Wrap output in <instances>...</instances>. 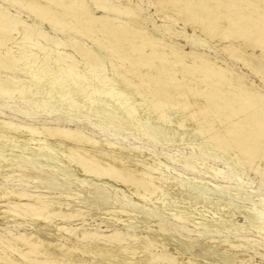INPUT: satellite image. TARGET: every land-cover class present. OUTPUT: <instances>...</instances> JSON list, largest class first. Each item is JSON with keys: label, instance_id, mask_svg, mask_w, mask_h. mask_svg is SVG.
Segmentation results:
<instances>
[{"label": "bare ground", "instance_id": "obj_1", "mask_svg": "<svg viewBox=\"0 0 264 264\" xmlns=\"http://www.w3.org/2000/svg\"><path fill=\"white\" fill-rule=\"evenodd\" d=\"M0 1L8 2V0ZM42 1L44 3L40 6L42 7L41 11H37V6ZM154 1L156 2L154 4L155 13L163 12L169 8L177 16V19L180 18L183 21L179 31L172 29L169 25H160L161 31L166 33L168 39L150 33L144 19L136 10V6L130 1L126 5L120 6L116 0H34L32 8L31 6L29 8L33 9L40 19L45 18L44 21H48L49 29L53 27L58 33L68 32L83 36L89 41L85 40L87 43L97 44L109 55L117 56L118 60L127 65L124 66L136 76L142 85L146 84L153 88V95L148 93L149 99L152 100L149 103H134L132 98L129 99L134 103L135 109L141 113V116L147 117L149 115L150 119L147 118L148 121L145 122L150 121L158 127L154 130L155 127L152 126L153 131L150 129V135L153 134L155 138L163 139V143H166L169 138H174L181 144L191 142L193 144L194 141L199 144L202 151L208 150L201 143L203 140L197 129L196 121H190L182 115L185 109L189 107L194 114L199 115L200 126L206 131V138L210 142L213 144L220 142V145L224 144L225 147L230 145L236 156L246 159L244 163H247L248 160L251 162L254 160L257 165L264 163V119L261 118L264 117V0ZM6 5L9 4L6 3ZM25 5L27 6V4ZM61 9L70 15L69 22L59 16L60 13L58 14V12ZM4 10L6 9L0 5V19L5 15L7 16ZM240 12L245 13V16L239 18L237 13ZM52 13H56V15H52ZM12 17L9 18L10 20L5 27L19 30L21 35L19 38L13 37L12 34L5 35V45L0 46V67L9 69V71L12 70L11 72L22 67L19 58L20 64L13 61L12 55L19 53L20 55L17 56L21 57V54L27 51V43L25 42L30 41L31 38L35 39L34 42L41 43L42 46L43 42H46L44 36L46 33H43L36 23L32 24L30 20V23H21V20H18L19 17L17 18L18 21ZM5 19L7 18L5 17ZM40 19L36 20L39 21ZM174 19H170V22H174ZM188 26L192 30L191 35L185 31ZM196 32L199 34L196 35ZM170 38L191 43L190 51L185 52L181 45H172L168 42ZM204 39L209 40L229 58H234L235 61L240 62L259 84L255 85L247 76L234 72L231 68L233 66L228 67L225 62H217L208 57L209 55L199 52L197 48L203 46ZM54 41L55 46L57 43H64L63 39L59 38H55ZM65 42V45L70 44V53L67 54L66 50L65 53L68 56L59 57L55 62L54 74H63L65 65L74 62L78 56L85 59L87 63H92V66L96 65L98 54L92 51L93 48L89 44L79 42L78 39L72 37L67 38ZM64 44L63 46H65ZM46 46L45 51L48 49ZM12 47L15 50H12ZM50 48L52 47L50 46ZM33 53L34 51L30 52V55ZM43 54L46 55L45 52ZM28 56L26 55V57ZM46 56L48 57V55ZM14 57L17 60L15 55ZM80 58L77 59L81 61ZM22 59L25 60L26 58L22 57ZM101 59L99 60L101 61ZM43 60L42 62H44ZM15 62L20 67L16 68ZM42 62H35L29 72H24L21 75V79L14 78L12 80V75V78L9 76L2 77L5 73L0 76V92L3 95L8 94L6 97H2L4 104L14 111L16 105L12 102H25V105L28 104L26 107L36 115L53 116L57 114V116L80 118L88 123L93 122L94 118L97 124L107 122L109 116L112 115V109H101L103 108L102 104L104 105L106 101L115 104L108 93L105 92L102 97L100 96L103 100H99L101 102L97 104L87 99L84 100L85 97L79 98L80 89L75 86L73 77L63 74L65 78L62 79L59 76L45 79L44 75L47 70ZM74 68V74H77V69L75 66ZM1 70L3 71V69ZM23 70L21 73L19 70L16 73L22 74ZM82 71L84 72V70ZM89 74L88 76L91 77ZM128 75L131 76L130 73ZM117 76L121 75L117 74ZM67 81H70L69 86ZM115 83L117 82L113 84L115 85ZM53 84L56 85H54L56 89H54L53 98L50 97L49 101L46 96L50 95L48 93L46 95L42 91L45 89L49 91L47 88ZM37 88L43 89L40 92L45 95L44 99H42L43 95H38L40 93L36 91ZM136 88L138 87L136 86ZM89 90L91 89L89 88ZM102 90L105 91L103 88ZM120 90L119 93L123 92L124 89ZM134 91L133 89L132 92ZM62 95L66 96L65 99H62ZM135 95L137 96V94ZM124 98L130 97L125 96ZM132 102L129 103L133 105ZM117 108L119 109V106ZM55 109H57L56 112ZM113 109L116 110L115 106ZM115 110H113V114H115ZM119 114L121 115L119 119L125 116L123 111L122 114ZM138 116L136 117L137 121L139 120ZM185 116L187 115L185 114ZM133 118L129 119L128 123L125 122L126 128L124 129L128 128L127 125ZM189 118L191 117L189 116ZM141 119L140 122L144 121ZM22 120L20 123L14 124L12 121L6 120L5 117L0 118V143H2L0 145V178L3 180V183H0V264H240L243 262L245 251L249 249L260 258L259 262L250 264H263L264 212L257 210V206L259 202L264 203V195L259 194V192H255L254 195L262 196L260 199L254 195L250 199H245L248 197L247 193L241 192L243 200H249L248 206L234 205L233 216L235 219L224 228H220V222H218L219 227L215 224L216 221L213 223L215 226L211 223L213 225L210 226L211 229L213 227H216L215 230L220 228L218 231L216 230L218 233L215 236H207L201 232L188 229L183 224L181 217L177 216L179 214L170 218L171 225L161 221H152L145 216L143 211L99 203L94 196L89 194L83 197L79 192L73 191L71 187L78 190L84 186L100 188L106 184L110 185L108 179L115 180L118 178L125 185H133L134 188H132L135 193L145 187L140 185L141 182H138L145 181L146 184L148 183V187L151 184L153 188V190L148 189L155 193L168 197L178 196L191 199L197 198L199 196L197 193L206 194L210 190L214 192V189H218L220 186L214 185L211 181H219L224 178L213 168L208 169L197 165L195 168V165L192 166V164L183 166L182 159L178 158L175 165L186 172L193 173L195 177L186 179L174 167H170L172 172H168L167 165L162 163V168L158 170L157 177L149 180L146 178V167L140 168L133 161V157L127 155L132 152L128 151L127 146H118L110 140L69 125L52 124V131L40 133L36 127L29 125L31 121L28 120H32V118H22ZM121 120L120 123L122 124L124 121L121 122ZM124 120H127V117ZM110 121L113 120L110 119ZM137 121L133 122L137 123ZM214 121L218 122V128L212 127ZM120 123L113 121L112 128L121 130L123 125ZM137 125L139 124L137 123ZM14 127L17 128L18 133L15 135L8 134L7 129H14ZM133 127L135 128V126ZM138 129L140 128L138 127ZM146 129L148 130V128ZM3 131L5 133L1 134ZM13 131L15 132V129ZM27 139H31L33 142L39 139H45L46 142L48 140L53 141L57 143L58 148L69 151L76 159L73 158L74 156L72 158L66 156V158H57L59 155L55 153L54 155L57 156L53 158L39 155L42 150L40 152L38 150L39 154H37L27 149L13 158L7 157L13 142H25L24 140ZM42 146L40 144V147ZM31 147L34 148V145ZM53 151H50L51 154ZM14 152H17V148ZM231 154L233 155V153ZM146 159L148 160V158ZM74 163L76 166L77 164L83 166V169L89 166L90 170H75L74 168L70 171L67 170V167L74 165ZM38 164L43 166L39 168L37 167ZM260 166L264 168V165ZM40 169L45 170L46 175L39 173ZM87 172L89 175L93 174L95 177L98 175L100 178L94 177L95 179L87 181L84 178ZM261 174L264 175V169ZM184 180L190 186L186 189H180L178 184ZM9 182L13 185H9ZM19 186L23 188H19ZM239 190L238 187L233 189L236 193ZM71 199H75L76 202L73 204ZM213 201L222 202L215 199ZM65 213H69V219L66 222H60L59 219H56V215L60 216ZM14 218L19 219H17L18 226L21 228L16 233H12L14 231L12 225ZM229 219L231 220V218ZM241 220H245V222H240ZM52 222H55L54 225ZM185 222L188 223V221ZM253 222L256 223L253 225L251 224ZM123 223H127L129 227L125 228ZM173 224L177 225L178 230L171 228ZM195 225L197 224L195 223ZM124 229H127L128 232L136 229L139 234L129 237L123 232ZM220 234L222 235L220 236ZM196 248L200 252L196 251Z\"/></svg>", "mask_w": 264, "mask_h": 264}, {"label": "rangeland", "instance_id": "obj_2", "mask_svg": "<svg viewBox=\"0 0 264 264\" xmlns=\"http://www.w3.org/2000/svg\"><path fill=\"white\" fill-rule=\"evenodd\" d=\"M33 1L32 0H28V1L27 0H8V2H2V1H0V5L4 9H6L7 12L9 13L8 14L6 12V10H4L5 11V14H7V16L5 15V17L7 19H5V17H3V18L0 19V31H2V32H0V46L1 45H5L4 44V40H5V35H7V34H12V36L15 37V38H19L20 37L21 33H19L20 32L19 30H17V29H8L7 27H5L6 23H8V21L10 20L9 18L12 17V16H13L12 18H15L16 17V14H18L17 15V18L19 17L18 20L20 19L21 20V23H30V22L32 24H35L36 23V25L38 26V28L40 27V29L43 31V33H46L47 34V35L44 34V36H45V38L47 40L45 39L46 42H43V46L44 45L45 46L47 45L46 46L48 48V49H46L47 52L45 51V46L43 47L41 43H36V41L34 42L35 39L34 38H31L30 41L25 42V43H27L26 44L27 51L26 50H24V51H26L28 54L26 52H24V53L21 54L22 56L20 57V56H17V55H20L19 53H15L14 55L17 57V60L14 57V55H12L13 56L12 57L13 61H17L18 64H20L22 62V64H20V66H22V67L17 66V63L16 62H15L16 64H14L16 66V68L20 67L21 70L24 69L22 71V74H20L21 73L20 68H18V70H19L20 73L17 74L16 71H18V70H16V71L14 70L13 72H11L12 70L9 71V69L6 70V68L4 69V68H1L0 67V76L3 73H5V74L2 75V77H4V76H9L10 78L13 77L12 80H14V78L21 79L20 78L21 75H23L24 72H29V70L32 69L33 64L35 62L41 63L42 60L44 59L43 60L44 62H42V64L46 67V70H47V73H45V75H44V78L45 79L56 78L58 76H59L60 79H62L63 77L65 78V76L73 77V82L75 83V86L80 89V92L78 93L79 94L78 96H80L79 98H84L85 97L84 100L87 99V100H90V102L92 101V102H94V103L97 104V103H100L101 102L99 100H103V98H101V97L106 92L111 97L110 99H113V101H114L115 104H112V103L107 102V101L104 103V105L102 104V107L103 108H101V109H110V110L112 109L111 110L112 115L109 116L107 122H103V123L106 124L105 125V124H97V123H95L96 122L95 121V118H94L93 122L88 123V122H86V121H84L83 119H80V118H71V117L57 116V114L56 115H53V116L52 115L51 116H44V115H38V114L36 115V113L34 114L33 111H31L30 109H28L26 107V106H28V104L25 105V102L24 103L23 102H16V101L12 102L13 104L16 105L15 106L16 109L13 111V110H11L8 107V105L4 104V102H3V98L2 97H4V96L6 97L8 94L7 95H3V93L0 92V116H1L0 118L1 119H2V117H5L6 120H10L14 124H18L21 121H23L22 118H32V120H28V121H31V123L29 125H31L33 127H36L37 128V131L40 132V133H46V131L47 132L48 131H52V124H54V125H69V126H75V127L80 128V129L86 130V131L90 132L91 134H93L95 136H99L101 138H105L107 140H110V141L116 143V145H118V146H127L128 147V151H132V152H130V154L127 152L128 153L127 155L133 157V161L135 163H137L140 168L146 167V172H147L146 178H148L149 180H150V178L157 177L158 170H160L162 168V166H161L162 163H164V164L167 165V171L168 172H172L169 168L170 167H174L181 174H183L185 176L184 178H186V179L195 177V175L193 173L186 172L182 168H179L178 166L175 165L176 164V160L178 158L179 159H182L183 166H185V165L186 166H190L192 164V166L195 165L194 166L195 168H197L196 165L198 167H204V168H208V169L213 168V169H216V171L219 173V175L221 174L220 175L221 177L224 178V179H220L219 181H211L214 185L220 186V187H218V189H214V192L216 194L213 192V190H210L206 194L205 193L204 194L197 193V195H199V196L197 198L195 197V198H191V199H186V198L178 197V196H174V197L169 196L168 197V196L162 195V194L157 193V192L155 193V192L152 191L153 188H152L151 184H149L150 186L148 187L147 186L148 183L146 184L145 181L144 182L143 181H139L138 182V183L141 182L140 185L141 186L143 185L145 187L142 188V190L139 191L138 193H135V191L133 189L134 188L133 185H129V184L128 185H125V184H123L120 181V179L118 180V178L115 179V180L114 179L113 180L108 179V182L110 183V185H107L106 184V185L101 186L100 188H97V187H94V186L91 187V188H89V187L84 186L81 190H78L75 187H71V189L73 191L79 192L80 195H82L83 197H86L87 195L90 194V195L94 196L95 198H97V200L99 201V203L101 202V203H104V204H108L109 206L125 207V208H129L131 210L143 211L145 213V216L148 219H150L152 221H154V220L155 221H161L162 223H165L167 225H171V219H170L171 217H173V216L175 217L176 214H179L177 216L178 217H181L183 224L186 225L188 229L193 230V231L201 232V233H203V234H205L207 236H215V235H217V233H218L217 231L220 228H224L231 221H233V219H235L234 216H233L234 215V205H236V206H242V205L248 206L249 200H243V197L241 195V192H246L247 193L248 197L245 198V199H248V198L250 199L252 197V195L255 194V192H259V194L264 195V175L261 174V171L264 168H263V166H260V165H264V163H259L257 165V163L254 160H252V162H251V160H248L247 161L248 164L247 163H244L246 159H244V157L239 158L241 156H236V154H234V151L232 150V148H231L230 145L229 146L226 145V147H225L224 144L220 145V142H218L217 144L216 143L213 144L212 142H210V140H208V138H206V131L204 130V128L202 126H200V123H199V115L198 114H194L189 107H187L185 109V111L183 112L184 114H182V115L185 118H187L188 120H190V121H194V122L196 121L197 129H198V131L201 134L202 140L205 142L204 143L203 141H201V143L206 148H208V150L205 149V150L202 151L200 149L199 144L197 142H194V141H193V144H192V142L189 143V144H184V143L181 144L179 141L177 142V140H175L174 138L173 139L172 138H169V140H167L166 143H163V141H164L163 139H160V138L158 139L157 137H156L157 138L156 139L153 136V134L150 135L151 134L150 132L153 131L152 126L155 127L154 130H156V128H158V127L155 126L156 124H153L150 121L149 122H145V121H148L147 118L150 119L149 115L148 116L146 115L147 117L141 116V113L135 109L134 103L135 102L136 103L138 102V103L141 104V103H149L150 101H152L151 99H149L150 98L149 96L150 95H153V93H154L153 88L151 86H147L146 84H143L142 85V83H140V81L138 79H136V76H134L131 72H129L128 68L125 67L127 65L125 63L120 62V60H118V57L117 56H115V55L113 56L111 54L109 55L107 51H106L107 52L106 53L104 51V49L101 46L99 47V45H97V44L87 43L86 41H88V40L86 38H84L83 36H78V35L72 34V33L70 34L68 32L67 33H58L56 30H54L53 27H52L53 29L51 28L52 29V32H51V29H49L50 26L47 24L48 21H46V20L44 21L45 18H43V19L41 18L40 19V17L36 16V13H34L33 9H31L32 8V2ZM109 1H112V0H109ZM128 1H130L134 6H136V10L140 14V17L142 19H144V21L146 23V27H147V29H148V31L150 33H155L157 35L164 36L166 39H168V36L166 35V33L161 31V26L160 25H162V26L169 25L172 29H175L177 31H179L182 28V24H183L182 19H180V18L177 19V16L169 8H166L163 12H158L159 14L158 13H155L154 4H156V2L154 0H116V2H118V4H120V6L126 5L128 3ZM152 1H153V5H152ZM150 2H151V4H150ZM6 3L9 4V5H6ZM42 3H44V2L43 1L42 2H39L40 5L38 4L39 6H37V11H41L40 9L42 7H40V6H42ZM24 4H27V6L26 5L24 6ZM28 4H31V5H28ZM10 6L13 7V8H11ZM17 6H18V8H17ZM20 6H21V8L23 7L22 9L25 10V11H23L20 8ZM30 6H31V8H29ZM24 7L27 8V9H25ZM92 7H93V9H95L93 5H92ZM15 10H16V12H19L20 14L19 13H16ZM29 12H30V14H29ZM59 13H60L59 16L63 17V19L65 18L64 20L66 22H69V20H70V15L69 14H66L63 9H61L60 12H58V14ZM10 14H11V16H9ZM166 14H169V15H166ZM237 14H238L239 18L245 16V13H243V12H240V13H237ZM52 15H56V13H52ZM158 15H159V17H158ZM17 18H15V19L17 20ZM174 18H176V19H174ZM15 19H12V20H15ZM25 19H27V20H25ZM36 19L37 20L40 19V20L37 21ZM170 19H174L175 21L171 23L170 22L171 21ZM23 20H24V22H23ZM29 20H30V22H29ZM151 25H152V27H151ZM3 29H5V30H3ZM185 31L189 35L192 34V30H191V28L189 26L186 27ZM198 34L199 33L196 32V35H198ZM58 36H60V37H58ZM1 37H3V38H1ZM48 37H50V39H48ZM54 37L55 38H59L61 40L63 39V41H64L65 44H66L65 41L69 37H72V38H74L76 40L78 39L79 42H83V43L89 44V46L93 48L92 51H94V53L96 52V54H98L97 55V60H96V65H95L96 67L95 66H92L93 65L92 63L89 64V63H87L85 61V59H83L82 57L80 58L78 56L77 58L78 59L80 58L81 61H79L77 58H75L74 62H70V63H73L72 65L70 63H67L65 65V68H64L65 71H63V74H65V76H63V74H60V75L59 74H54L55 72L53 70L55 68V66H54L55 65V62L59 59V57L60 58H63L67 54L70 53V51H69L70 50V47H69L70 44L68 43L67 45H65L64 43H57L56 46H55V41H54L55 38ZM168 42L172 43V45H181L182 48H183V50L185 52L190 51V48L192 47V44L189 43V42L176 41L175 39H171V38L168 40ZM63 44L65 46H63ZM49 45L52 48H50ZM202 45L203 46H198V48H197L199 52L204 53L205 55H209L208 57H210L212 59H215L217 62H221V63L222 62L223 63L225 62V64L228 67L233 66L231 68L234 70V72L239 73L242 76H247V78L250 79V80H252L255 85H258L259 84V82L256 81V79H254L253 76L249 72H247V70H245V68H243V65L240 62L235 61L234 58L233 59L232 58H229L227 55H225L224 52L219 51V49L216 48L213 44H211L209 42V40L204 39ZM54 46H55V48H54ZM33 47H35V48L33 49ZM50 49H52L53 51L52 50L49 51ZM12 50H15V49H13V47H12ZM66 50H67V52H66ZM32 51H34V53L30 55V52H32ZM41 51H42V53H40ZM48 51H49L50 54L48 53ZM35 52H36V54H35ZM44 52L46 53V55H48V57L46 55L44 56V54H43ZM146 52H147V50H146ZM37 53H39L41 56L39 57V54H37ZM26 55L27 56L29 55V56L26 57ZM22 57H25L26 59L24 60V59H22ZM14 58H15V60H14ZM18 58L21 61L20 63H19ZM34 59H35V61H34ZM46 59L48 60V64H47V60ZM99 59H101L102 62ZM24 63H25L26 66L24 65ZM50 63H52V64H50ZM76 63H78V64H76ZM69 64H70V66H69ZM85 64L88 67H85L86 66ZM79 65H81V66H79ZM97 65H98V67H97ZM74 66L77 69V74H74V71H75V70H73ZM82 66H83V68H82ZM122 66H123V68H121ZM49 67H50V69H49ZM80 68H81V70H80ZM1 69H3V71ZM78 70H79V72H78ZM82 70H84V72ZM68 71H70V72L68 73ZM8 72L11 73V74L9 75ZM119 72H121V73H119ZM128 72L131 74V76L128 75L129 74ZM88 74L91 77H89ZM117 74L118 75L120 74L121 76H117ZM11 75H12V77H11ZM18 75H19V77H18ZM106 76H108L109 78L106 77ZM91 80H93V81H91ZM112 81L117 82V83H115V85H114L113 84L114 82L112 83ZM69 82L67 81V85L69 84ZM126 83H128V84H126ZM97 84H98L99 87L97 86ZM116 84H118V85H116ZM119 84H120V86H119ZM54 85L55 84L49 86L51 88L53 86V89H51L49 87L47 88V90L51 91L50 93H49V91H46V89L44 91H42L43 89L41 90L40 88H37L36 91L40 93L38 95H43L42 96V99H44V97H45L44 94L47 95V93H48V95H50V96H46V98L50 101V97H51V99L53 98V92H54V89H56L54 87ZM115 86H116V88H115ZM136 86L138 88H136ZM100 87H102L103 89H105V91L102 90V88L100 89ZM120 87H121V90H120ZM147 87H148V89H147ZM149 87H150V89H149ZM65 88H68V87H65ZM89 88L91 90H89ZM117 88H119L120 91H122V89H124V90H123V92H120L119 93V90H117ZM133 89L135 90L134 92H132ZM40 91H42L44 94L41 93ZM130 92H131V94H129ZM145 93H146V95H145ZM148 93H150V95ZM122 94H123V96H121ZM124 94H125L126 97L128 96L130 98H124L125 97ZM135 94H137L138 97ZM65 97L66 96L64 95L62 97V99H65ZM131 98H132V101L134 103L132 101H130ZM47 99H45V100H46L47 103H49V101ZM148 99H149V101H148ZM128 100H129L130 103L132 102L133 105L130 104L128 102ZM106 104H107V106H105ZM114 106H115L116 110L113 109ZM118 106H119V109L123 111V113H124L123 115H125V116H122V118L120 117V119H122L121 122L124 121V122H122V124L120 123V119H119V116H121L119 113L122 114V111H120L117 108ZM17 108H18V110H17ZM46 108L48 109V107H46ZM27 110H28V112H27ZM49 110H51V109L49 108ZM56 110L57 109H55L54 111L56 112ZM113 110H115V112H114L115 114H113ZM21 111H23V112H21ZM29 111H31L32 113L29 112ZM17 113H18V115H17ZM185 114L188 117L185 116ZM115 115L118 116V119H117V116H115ZM19 116H21L22 118L19 117ZM137 116L139 118L138 121H137V118H136ZM189 116L191 118H189ZM123 117H125V118H123ZM126 117H127V120H124V119H126ZM114 118H115V120H114ZM132 118H133V120L132 121L130 120V122L137 121V123L139 125H137V123H135V122H133L131 124L129 122V124L127 125L128 128L127 129H124V128H126V126H125L126 123L125 122L127 121V123H128L129 119H132ZM261 118L264 119V117H261ZM17 119H18V121H17ZM19 119H20V121H19ZM110 119L113 120V121H118L121 125H123L122 126L123 128L121 127V130H116V129L112 128L114 124H113V121L112 122L110 121ZM140 119H141V121L142 120H144V121L140 122ZM191 119H193V120H191ZM216 122L217 121H214L212 127L218 128L219 124H218V122L217 123ZM132 124H133V126H135V128L132 126ZM145 125H146V127H145ZM147 125H148V127H147ZM150 126H151V128H150ZM138 127L141 130L138 129ZM146 128H148V130ZM14 129H15V132L13 131ZM14 129H7V133L8 134H11V135L17 134L18 133L17 128L14 127ZM137 129L139 130V133H138V130ZM150 129H152V130L150 131ZM44 130H45V132H42ZM124 130H126V131H124ZM129 130H130V132H129ZM143 131L144 132L147 131V133H144ZM4 133H5V131L1 132V134H4ZM24 141L25 142H23V141L22 142L21 141H15V142H13L11 144V148H10L9 153L7 154V157L8 158H13L15 155H19L20 153H23L25 151V149H27L29 151H32V152H35L37 154H39V152L42 150L41 154H39V155L51 156L53 158H56L57 155H59V157L57 156V158H66V157L67 158L68 157L69 158H72L74 156L69 151H63L62 148L61 149L58 148L59 146L57 145V143H55L53 141H50V140L47 141L48 143L46 142L45 139H39V140H36L34 142L31 139H27V140H24ZM194 143H195V145H194ZM1 144L2 143H0V145ZM40 144H41V146L43 144V146H42L43 148L40 147ZM46 144H48V145H46ZM31 145H34V148H32L33 146L31 147ZM20 146L23 147L21 149L23 151L20 150V148H21ZM16 148H17V152H14V151H16ZM38 150H39V152H38ZM46 150H47V152H46ZM48 150H49V152L50 151H53L52 154H51V152L49 153ZM44 152H46V153H44ZM138 152H140V153H138ZM11 153H12V155H11ZM54 153L57 154V155H54ZM231 153H233V155ZM137 154H139V155H137ZM145 157L148 158V160ZM73 158L76 159L75 156ZM241 159L244 160V161H242ZM237 162H239V163H237ZM253 162H254V164H253ZM240 164H241V166H240ZM42 166L43 165L38 164L37 167L40 168ZM71 166H70L71 168L68 166L67 167V170L69 169V171H70V170H72V168H74L75 170H78V169L79 170L80 169H82V170L85 169L86 171H89L90 170V167L89 166H86L83 169V166H79L78 164L76 166L75 163H74V165L72 164ZM254 168H256L255 171H254ZM39 173L46 175V172L43 169H40L39 170ZM21 174L25 175L22 172H21ZM87 174H88V176H87ZM94 177L95 176L93 174H90L89 175V172H87L84 175V178L87 181H90V180L95 179V178L96 179L97 178H100V177H98V175H97V177H95V178ZM206 180H209V178H206ZM0 183H3L2 178H0ZM8 184L11 185V186L13 185L11 182H9ZM122 185H124V186H122ZM189 186H190V184H187L185 182V180L182 181L180 184H178V187L180 189H186ZM235 187L240 188V190H241V191L239 190L240 193L239 192L236 193L235 191H233V189H235ZM19 188H23V187L19 186ZM148 188L149 189H152V190L150 191ZM64 189H66V187H64ZM192 192L194 193V191H192ZM146 194H148V195H146ZM145 195H146V197H145ZM221 195H222V197H221ZM223 195H226V196H223ZM235 196H237V198H235ZM255 197H258L260 199V197H262V196L257 195ZM226 198H227V200H226ZM213 199H215V200H221L222 202L219 203V202L213 201ZM234 199H235V201H234ZM71 201H72L73 204L76 202L75 199H71ZM149 201H150V203H149ZM236 202H238V203H236ZM165 203H167L168 206ZM169 204H170V207H169ZM220 204H222V205H220ZM226 208L227 209L229 208L228 210L233 211V212L232 213L229 212ZM257 208H258L257 210H259L261 212H264V203L259 202ZM158 210H160L159 213H158ZM177 210H178V212H177ZM65 214H68V215H65ZM65 214L60 215V216L59 215H56L57 216L56 219H59L60 222H66L67 219H69V217H68L69 216V213H65ZM182 215H183V218L185 217L186 219L184 218V220H183ZM62 216H64V217H62ZM61 217H62V220H61ZM160 218H161V220H160ZM189 218H190V220H188ZM229 218H231V220ZM17 219L18 218H14L13 219V223L14 224L12 223V225H13V230L14 231H12V233H16L17 231H20L21 230V228L18 226L19 223H18ZM185 221H188V223H186ZM214 221H216L215 224L217 225V227H219L218 226V222H220L219 225L221 224L220 228L219 229L218 228L216 229L217 231L215 230L216 227L215 228L214 227L212 228L214 231L210 228V226L212 227L214 225L213 224ZM199 222H201V223H199ZM240 222H245V220H243V221L241 220ZM54 223L55 222H52L53 225H54ZM195 223L197 225H195ZM255 223L256 222H253L251 224L254 225ZM123 224H124V227L125 228L126 227H129L127 223H123ZM176 226L177 225H174L173 224L171 228L178 230V228ZM199 226H201V227L203 226L202 228L205 229V230H203L201 227L198 228ZM42 227H40V228H42ZM123 232L125 234H127L129 237H132L134 234H139L138 230H136V229H132L129 232H128L127 229H124ZM221 235L222 234H220V236ZM196 251L200 252L199 249H197ZM259 261H260V258L256 255V253L254 251H252L251 249H249V250L245 251L243 262L240 263V264H245V263H247V264L249 263L250 264L252 262H259ZM262 263L264 264V259L262 260Z\"/></svg>", "mask_w": 264, "mask_h": 264}]
</instances>
